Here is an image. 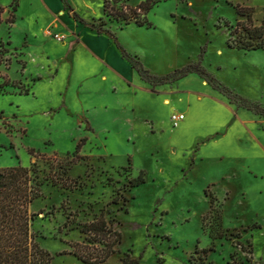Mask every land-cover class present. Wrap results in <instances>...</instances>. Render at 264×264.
<instances>
[{
	"label": "rangeland",
	"instance_id": "374dc122",
	"mask_svg": "<svg viewBox=\"0 0 264 264\" xmlns=\"http://www.w3.org/2000/svg\"><path fill=\"white\" fill-rule=\"evenodd\" d=\"M69 2L88 28L106 34L99 33L105 0ZM238 4L255 10L257 24L264 19V0H160L147 13L151 25L104 18L103 30L152 75L200 67L218 85L193 72L159 85L136 73L129 86L84 47L68 52L77 36L47 29L49 17L28 0L26 19L17 1L0 10L3 22H16L0 28V169L37 163L46 173L66 171L75 185L48 183L31 206L32 230L52 264H86L73 255L76 244L105 251L106 242L90 244L80 232L101 215L122 236L104 264H198L196 251L212 247L205 264H264V154L246 138L248 148L232 143L243 126L264 144V51L228 46L226 23H237ZM175 113L187 114L177 128ZM251 164L262 172L256 179L248 178ZM141 174L145 183L132 188Z\"/></svg>",
	"mask_w": 264,
	"mask_h": 264
},
{
	"label": "trees",
	"instance_id": "16d2710c",
	"mask_svg": "<svg viewBox=\"0 0 264 264\" xmlns=\"http://www.w3.org/2000/svg\"><path fill=\"white\" fill-rule=\"evenodd\" d=\"M67 10L73 11V17L76 21L87 25L86 21L82 19L77 12H75L68 0H62ZM160 0H147L139 3L135 7L127 5V0H105L103 13L101 18V29L99 33L105 32L118 45L122 51V55L127 59L133 68L138 72L142 80L154 85L155 81L159 84H168L175 82L190 73L198 72L210 81L218 85L215 79L211 77L205 70L200 67H186L177 71L172 76L156 77L147 70L143 64L132 57L118 42V38L111 30H103L106 25V20H115L128 26L135 23L139 26L144 24L151 25L147 19V13ZM238 20L236 24L226 23L229 30L228 46L232 49L240 51H264V19L260 24H257L254 19L255 10L251 7H245L240 4L235 6ZM2 11V10H1ZM15 18L8 20V23H14ZM2 23L0 12V25ZM95 30V24L92 25ZM10 44V43H9ZM1 45H3L1 43ZM28 94V93H26ZM252 106V105H251ZM250 106V108H252ZM2 113H0V119ZM88 139L82 140L79 144L81 148ZM32 157L37 158L36 152L31 151ZM72 179L68 177L66 171L57 174L53 173V169L46 173V170L39 168L37 163H33L29 167L19 165L12 168L0 169V264H52V256L50 253L42 249L37 240V236L32 230L33 222L36 219V214L31 212L32 204L42 197V190L44 185L52 183L53 185H62L63 188L73 190L75 185H71ZM145 183L143 174L138 178L131 180L130 186L132 188L139 187ZM118 200V199H117ZM217 202L216 198L212 199V212L214 211V204ZM207 219V217H206ZM213 219L219 229L223 228L221 223V215L214 213ZM111 222L107 221L104 215H101L95 222L84 226L80 232L85 236L90 244L106 242L105 251L98 254L86 251L80 244L73 245V255L80 261L86 264H104L117 251L115 246L121 243L122 236L119 232L114 231L109 227ZM220 229V230H221ZM229 232V230H227ZM227 236L225 233H220L219 237ZM98 238V239H96ZM217 238V237H216ZM250 252L253 253V245L250 243ZM214 247L196 251L200 255L198 260L205 264L209 254L214 251ZM193 259V257H192ZM123 264H139L136 260L126 259ZM159 264H166L163 259L159 260ZM195 264V263H194ZM210 264H213L212 262ZM229 264H238L231 262Z\"/></svg>",
	"mask_w": 264,
	"mask_h": 264
},
{
	"label": "crops",
	"instance_id": "0c3cea01",
	"mask_svg": "<svg viewBox=\"0 0 264 264\" xmlns=\"http://www.w3.org/2000/svg\"><path fill=\"white\" fill-rule=\"evenodd\" d=\"M15 1L18 2V8L16 10V13L19 14L20 18L26 19V16L21 14V9H22L24 0H12V2L9 4H4L2 0H0V10L7 8V7L10 8ZM28 1L31 7H34L35 9H41L49 17V24L47 26V29L52 24H55L57 28H59L60 26H63L65 29H68L67 31L71 33L72 37L74 35L77 36L75 39V42L73 43L69 42L70 45L68 47L70 49H68V52H73L79 49L80 47H84L85 50H87L89 54L93 57V59L98 63V65H100V67H106L107 69L108 68L111 69L112 72H114L119 78H121L129 86H132L133 82L134 83L136 82L135 80L136 73L138 74V72L123 57L122 52L120 51L118 45L116 44V42L112 40L110 36L106 34H96L94 32L95 30L92 29V26H91V29L88 28L87 21L82 17L81 18L86 21L87 25H84L76 21L73 17V11L67 10L62 0H28ZM71 7L76 12L73 5H71ZM1 19H2V23L0 25V28L3 24H6V25L8 24V21L3 22L2 17ZM34 20L36 23H39L38 17H35ZM15 23L16 22H14L13 24ZM26 32L30 34L31 36H33L34 40L38 38V36L33 35L30 32V30ZM48 41L52 43L49 40V38H48ZM66 45L63 44V46H66ZM72 47L74 48L73 50H71ZM139 78L141 79L140 76ZM168 102L170 103V101L167 99L165 103L169 104ZM183 114L186 117L187 114L186 113H183ZM185 119H187V117ZM241 122L247 126L250 123L249 120H243V119L241 120ZM232 136H234L232 143L235 145V147L238 150L248 148L247 146H244L243 144V139L246 138L248 142L252 145L253 150H256L257 152L264 154L263 149L261 147L262 145L264 146L263 141L255 130L251 128L246 129L243 126H241V130L240 129L237 130L235 134H233ZM203 160H206V159L203 158ZM247 168L249 171L248 178L256 179L259 177L260 175L259 173H262L259 169H257L258 167L255 164H251V166ZM213 185L214 184L211 183L210 187H212Z\"/></svg>",
	"mask_w": 264,
	"mask_h": 264
},
{
	"label": "built area",
	"instance_id": "2783aa9c",
	"mask_svg": "<svg viewBox=\"0 0 264 264\" xmlns=\"http://www.w3.org/2000/svg\"><path fill=\"white\" fill-rule=\"evenodd\" d=\"M185 115L183 113H175L172 115V123L173 127L177 128L180 126V124L185 120Z\"/></svg>",
	"mask_w": 264,
	"mask_h": 264
},
{
	"label": "bare ground",
	"instance_id": "6f19581e",
	"mask_svg": "<svg viewBox=\"0 0 264 264\" xmlns=\"http://www.w3.org/2000/svg\"><path fill=\"white\" fill-rule=\"evenodd\" d=\"M169 103V102H168Z\"/></svg>",
	"mask_w": 264,
	"mask_h": 264
}]
</instances>
